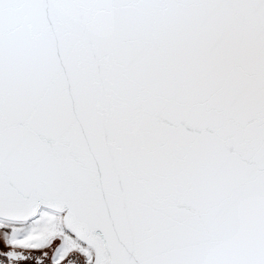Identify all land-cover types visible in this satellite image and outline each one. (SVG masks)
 <instances>
[{"label": "snow or ice", "instance_id": "1", "mask_svg": "<svg viewBox=\"0 0 264 264\" xmlns=\"http://www.w3.org/2000/svg\"><path fill=\"white\" fill-rule=\"evenodd\" d=\"M0 264H264V0H0Z\"/></svg>", "mask_w": 264, "mask_h": 264}]
</instances>
